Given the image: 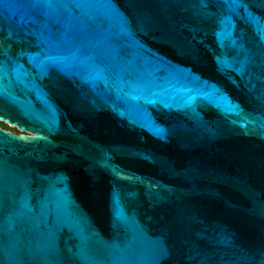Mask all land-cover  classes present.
I'll list each match as a JSON object with an SVG mask.
<instances>
[{"label":"water","instance_id":"obj_1","mask_svg":"<svg viewBox=\"0 0 264 264\" xmlns=\"http://www.w3.org/2000/svg\"><path fill=\"white\" fill-rule=\"evenodd\" d=\"M0 264H264V0H0Z\"/></svg>","mask_w":264,"mask_h":264},{"label":"trees","instance_id":"obj_2","mask_svg":"<svg viewBox=\"0 0 264 264\" xmlns=\"http://www.w3.org/2000/svg\"><path fill=\"white\" fill-rule=\"evenodd\" d=\"M0 126L6 131H13L15 134H18V132L15 129L8 127L7 125H5L1 122H0Z\"/></svg>","mask_w":264,"mask_h":264},{"label":"flooded vegetation","instance_id":"obj_3","mask_svg":"<svg viewBox=\"0 0 264 264\" xmlns=\"http://www.w3.org/2000/svg\"><path fill=\"white\" fill-rule=\"evenodd\" d=\"M0 129H1V130H4L1 126H0ZM4 131H6V130H4ZM9 132L15 134L13 131H9Z\"/></svg>","mask_w":264,"mask_h":264},{"label":"rangeland","instance_id":"obj_4","mask_svg":"<svg viewBox=\"0 0 264 264\" xmlns=\"http://www.w3.org/2000/svg\"><path fill=\"white\" fill-rule=\"evenodd\" d=\"M11 128V127H10ZM14 129V128H13ZM18 132V131H17ZM19 133V132H18Z\"/></svg>","mask_w":264,"mask_h":264}]
</instances>
